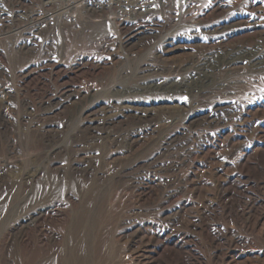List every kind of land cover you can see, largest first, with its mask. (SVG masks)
<instances>
[{"label":"rangeland","instance_id":"1","mask_svg":"<svg viewBox=\"0 0 264 264\" xmlns=\"http://www.w3.org/2000/svg\"><path fill=\"white\" fill-rule=\"evenodd\" d=\"M263 54L264 0H0V264H262Z\"/></svg>","mask_w":264,"mask_h":264},{"label":"bare ground","instance_id":"2","mask_svg":"<svg viewBox=\"0 0 264 264\" xmlns=\"http://www.w3.org/2000/svg\"><path fill=\"white\" fill-rule=\"evenodd\" d=\"M120 2V1H119ZM125 2V1H124ZM124 4V3H123ZM133 9V8H132ZM135 10V9H134ZM238 49V48H237ZM243 55V54H242ZM240 56V55H239ZM264 56V54H263ZM238 58V57H237ZM251 59V58H250ZM206 60V59H205ZM211 61V60H210ZM250 67L251 68H258L262 65H264V60H262V58L260 57H257L256 58H253V60L250 61ZM203 66V64L201 65ZM229 66V65H228ZM199 70H202V72H204L202 68H199ZM206 70V69H205ZM211 72V71H210ZM205 77V76H204ZM197 83V82H196ZM201 84V83H200ZM185 87V86H184ZM166 88V87H165ZM247 216V217H246ZM241 219L245 220V223L246 222H249L248 226V230H251L253 234H255L254 232H256V226H259L260 225V221L261 219L259 217H256V215H253V214H247L244 212L242 215H241ZM229 231V230H228ZM231 234L233 235L232 238L230 239V245L232 244V247L237 244L236 248H239L241 247V244L238 242V240L235 238V233L234 231H231ZM240 237V236H239ZM255 239L259 242H261L263 245H264V225H262V228L261 230L256 234L255 236ZM252 241V240H251ZM212 242L213 244H217L218 247L215 248V250H220L218 249L220 247V245L218 244L219 242V239L217 237H213L212 239ZM243 242V241H242ZM250 243V242H249ZM255 243V242H253ZM252 243V244H253ZM250 245V244H249ZM248 245V246H249ZM251 246V245H250ZM236 248L234 247V249L236 250ZM240 249V248H239ZM216 252V251H215ZM262 252V251H261ZM215 255V254H214ZM252 257V256H251ZM248 258V257H247ZM256 257H253L252 259H255ZM219 259V258H218ZM251 258H249V260H245L244 262L243 261H239V259L236 257V256H233L231 257L230 261L228 262V264H255V260H252V262L250 261ZM227 262V261H226ZM225 262V263H226ZM251 262V263H249ZM259 262V261H258ZM215 263V262H214ZM224 263V262H223ZM215 264H218V263H215ZM259 264V263H257ZM261 264V263H260ZM264 264V260H263V263Z\"/></svg>","mask_w":264,"mask_h":264}]
</instances>
